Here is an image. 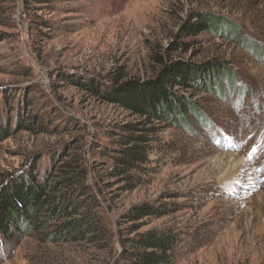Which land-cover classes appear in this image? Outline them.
I'll return each mask as SVG.
<instances>
[{
  "label": "rangeland",
  "instance_id": "rangeland-1",
  "mask_svg": "<svg viewBox=\"0 0 264 264\" xmlns=\"http://www.w3.org/2000/svg\"><path fill=\"white\" fill-rule=\"evenodd\" d=\"M196 12L238 38L202 32L170 58L220 61L232 81L194 94L204 120L154 128L127 189L113 155L137 118L96 92L149 78ZM0 115V182L36 168L50 194L46 227L0 264H120L123 239L167 229L182 242L170 264H264V0H0ZM144 203L167 213L122 217Z\"/></svg>",
  "mask_w": 264,
  "mask_h": 264
},
{
  "label": "trees",
  "instance_id": "trees-1",
  "mask_svg": "<svg viewBox=\"0 0 264 264\" xmlns=\"http://www.w3.org/2000/svg\"><path fill=\"white\" fill-rule=\"evenodd\" d=\"M183 27L166 47V59L155 53L154 60L159 67L149 78L120 83L113 81L103 93L96 92V88L91 86V90L127 109L137 118L135 122L125 124L118 138L119 147L113 155L117 175L126 180L127 189L137 186L136 172L148 162V144L152 140L149 136L154 128L160 124L188 128L193 121L204 120V112L194 94L218 90L221 82L232 81V68L225 63L214 60L194 64L189 60L171 59L170 55L189 48L191 43L188 38L194 39V35L202 32L238 38L239 32L233 23L211 13L196 12ZM7 120L0 115V141L11 135L10 121ZM152 123H156V127ZM49 204L48 178L36 168L10 174L0 182V247L43 230L48 223L49 215L46 214L50 212ZM51 212H55L54 208ZM165 213L167 209L163 205L144 203L122 217L134 221ZM67 226L65 224L64 229ZM181 243L180 237L170 229L137 233L121 241L120 264H170Z\"/></svg>",
  "mask_w": 264,
  "mask_h": 264
},
{
  "label": "bare ground",
  "instance_id": "bare-ground-1",
  "mask_svg": "<svg viewBox=\"0 0 264 264\" xmlns=\"http://www.w3.org/2000/svg\"><path fill=\"white\" fill-rule=\"evenodd\" d=\"M237 165H239V164H237ZM237 165H236V166H237ZM235 172H237V171H235Z\"/></svg>",
  "mask_w": 264,
  "mask_h": 264
}]
</instances>
